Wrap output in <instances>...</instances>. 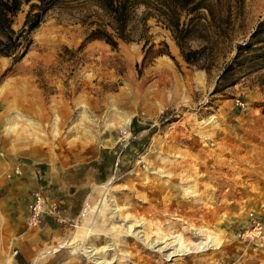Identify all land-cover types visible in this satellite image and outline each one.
Instances as JSON below:
<instances>
[{
  "label": "rangeland",
  "instance_id": "374dc122",
  "mask_svg": "<svg viewBox=\"0 0 264 264\" xmlns=\"http://www.w3.org/2000/svg\"><path fill=\"white\" fill-rule=\"evenodd\" d=\"M24 14H17L15 27ZM263 17L264 0H243L231 23L216 22L214 39L190 38L191 47L202 46L198 65L185 62L167 30L152 19L153 46L145 54L141 40L116 48L94 40L79 48L82 27L49 16L32 31L22 59L0 56V177L13 190L27 188L29 198L41 190L66 208L63 222L51 220L54 228H30L38 244L26 264H96L80 248L113 246L114 232L122 231L111 225L123 222L111 220L110 209L125 211L130 203L149 229L167 232L161 240L187 247L167 259L161 253L171 249L158 251L163 242L148 246L151 233L137 226L140 245L122 248L140 260L115 258L110 250L102 257L109 264H264V67L237 61L218 79L235 44L248 40ZM162 41L172 58L152 56L163 49ZM90 129L97 133H84ZM73 139L82 145L71 152L67 141ZM29 149L38 150L34 166L43 170L51 160L63 190L46 185L43 173L23 174L19 161ZM231 185L235 194L222 202ZM88 195L90 214L78 221ZM192 196L202 200L193 204ZM100 230L111 236L94 241ZM6 234L0 264H13L16 241ZM190 245L193 252H187Z\"/></svg>",
  "mask_w": 264,
  "mask_h": 264
},
{
  "label": "trees",
  "instance_id": "16d2710c",
  "mask_svg": "<svg viewBox=\"0 0 264 264\" xmlns=\"http://www.w3.org/2000/svg\"><path fill=\"white\" fill-rule=\"evenodd\" d=\"M243 0H0V56L20 60L28 51L32 31L49 16L82 27L84 34L79 48L93 39H101L112 48L119 41H139L144 52L153 46L148 20L167 29L181 58L198 65L200 48L189 45L190 38L210 41L219 34L216 22L231 23L241 11ZM25 11L22 24L15 27V18ZM156 54H167L166 42ZM145 54V52H144ZM142 56L141 62L144 59ZM256 61L264 67V17L257 21L248 40L235 44V53L218 79L237 61ZM240 64V62H237ZM205 68V66H200Z\"/></svg>",
  "mask_w": 264,
  "mask_h": 264
},
{
  "label": "crops",
  "instance_id": "0c3cea01",
  "mask_svg": "<svg viewBox=\"0 0 264 264\" xmlns=\"http://www.w3.org/2000/svg\"><path fill=\"white\" fill-rule=\"evenodd\" d=\"M167 32L170 35L168 30ZM94 40H101V39H93L90 41H94ZM120 42L121 41H119V43ZM122 42H125V41H122ZM167 43L168 42L166 41V44ZM128 120L129 119H126V122H128ZM90 130L93 131V129H90ZM86 131H89V130H86ZM1 138H2V132L0 130V139ZM67 144H69L67 145V148H69L68 150H70L71 152L75 151L76 149L75 146L79 147L82 145V143H80L79 141L75 139L67 141ZM37 151L38 150L34 152L29 149V152L26 156L28 158H26V160L19 161L22 164V167L24 168L23 174L27 175L28 177H35L36 172H39L41 176L43 173V176H44L43 178L46 180V183H45L46 185L48 186L51 185V188L54 187L56 191L62 189L63 185L58 181V170L54 166V164L51 162V160H48L46 162L47 164L44 165L43 170L41 169V166H34V163L37 161L33 158V155ZM66 155L69 158L71 157L69 153H67ZM27 160H30V161H27ZM60 161H62L63 163L70 162V160H66V159L63 160L62 158H60ZM78 162L80 161H76V163ZM65 166H68V165L65 164ZM48 190L52 191V189H48ZM25 192H28L27 188H25ZM25 192L22 193V192H18L17 190H13L10 180L2 176L0 177V263L3 262L4 260L2 256V249L5 247V245L3 244L4 241L2 239L4 236L3 235L4 231L7 232L6 236L8 237L9 241H16L14 242L16 243L15 244L16 252L13 255V259H14L13 264H26L29 259V256L34 252V248L36 244H38L36 231L30 228H27L25 224L26 217L29 213V205L33 200V197L29 198V192L26 195L24 194ZM55 198L57 197L55 196ZM57 199L59 200L61 204V200L59 198ZM68 202L70 203L69 200ZM63 209L64 211H66V208H63ZM52 219L54 218L49 215H45L41 221V225H38V227L41 226L44 229L54 228L52 224L50 223Z\"/></svg>",
  "mask_w": 264,
  "mask_h": 264
},
{
  "label": "bare ground",
  "instance_id": "6f19581e",
  "mask_svg": "<svg viewBox=\"0 0 264 264\" xmlns=\"http://www.w3.org/2000/svg\"><path fill=\"white\" fill-rule=\"evenodd\" d=\"M84 133H87V135H95L97 132L93 133L92 131H85ZM191 153V152H190ZM190 155V154H189ZM194 155V153L192 154ZM188 156V155H187ZM196 156V155H195ZM185 161V160H184ZM179 162V161H178ZM197 164V163H196ZM189 166V165H188ZM178 167V166H177ZM219 170H222V165H218L216 166ZM190 168V167H189ZM188 168V169H189ZM195 168V167H194ZM198 168V167H197ZM185 169V168H184ZM193 171V170H192ZM197 171V170H196ZM215 173L219 174L220 175V172L219 171H215ZM190 174V173H189ZM216 184V186H220V178L219 177H214V180H213ZM206 182V181H205ZM172 184V183H171ZM180 184V183H179ZM177 184V186L179 185ZM182 184V183H181ZM191 184V183H190ZM193 184V183H192ZM194 185V184H193ZM181 186V185H180ZM148 187V186H147ZM175 187V186H173ZM152 188V187H151ZM95 190V189H94ZM234 187L233 185H231V188L230 190L228 191V194H224L222 195V202H224V200H226V197L229 196V195H232V194H235L234 193ZM216 192V191H215ZM215 192H212V193H215ZM186 193V192H185ZM91 194V193H90ZM175 195V194H174ZM211 195V194H209ZM91 195H88L85 200H84V203H83V207L79 213V216H78V221H82L83 219L86 218L87 215L90 214V202H91ZM193 197V196H192ZM232 197V196H231ZM125 198V201L128 200V197L127 196H124ZM123 198V199H124ZM190 201L195 204V203H199L202 199L201 197H193V198H189ZM206 200L208 199H213L216 201V197H213L212 196H207L205 197ZM116 200V199H115ZM112 201V200H111ZM185 202V201H184ZM163 203V202H162ZM203 203V202H202ZM164 204V203H163ZM192 205V204H191ZM134 204L133 203H130L129 204V208L128 210H121V209H116V208H112L110 209V216H111V220H115L116 218H118L120 221L123 222V224H121V226H116L115 224L112 223L111 227L114 228L115 230H119V231H122V233L120 232H114V234L116 233L115 237L113 236V241H112V245L111 246L110 244H107V246H104L102 247L100 250H98V248L94 249L93 247L91 246H86V245H83L80 250L82 253H84L85 255H88L89 257H92L94 259V263L96 264H109V261H105L106 259L105 258H102L103 256L106 257V255H109L111 253V251L113 250V253H112V256L117 258V257H122L123 259L126 258V255L128 257H132L133 259H135L136 261L140 260L139 258V255L137 253H132L131 251H129L128 253L129 254H126L124 251H123V248L122 247H127L131 250H134L136 248V246L140 245L139 242H138V239H140V234H138V230L134 229L135 227L139 226V227H142V228H147L149 233H151V237H150V240L148 241H145L146 244L150 247L152 246H156L158 243L160 242H163V244L161 245H158V248L157 250L162 252L163 250H166L168 248H170L171 250L169 251H164L162 252L161 254L164 255L165 253V256L167 257V259H171V257L173 255H177V254H183V253H180L184 250V248H186L187 246L183 244H181L179 247H175L171 244H169V241H165V239L161 240L163 237H165V235H167V232L166 233H162V230L163 228L161 227L159 230L157 229V227L154 229V230H151L149 229V225H145V218L143 216H140L138 215L135 211H131L132 209H134ZM192 207V206H191ZM105 224V223H104ZM143 225V226H142ZM119 228V229H118ZM121 228V229H120ZM104 230V229H103ZM99 231V230H98ZM108 231V230H107ZM105 231V232H102L100 230V232L96 233V237L93 238L94 241H97V240H100V239H103L104 236H111V233L108 234V232L110 231ZM165 231V230H164ZM87 232V231H86ZM89 232V231H88ZM113 234V232H112ZM113 234V235H114ZM170 234V233H169ZM148 234H145L144 233V237H146ZM102 236V237H101ZM172 236V235H171ZM250 236V235H248ZM128 239H132L134 241V244H132V246L130 244L127 243V240ZM167 239V238H166ZM112 240V239H111ZM144 240V239H143ZM213 240V239H212ZM141 241V240H140ZM182 241V240H181ZM214 242V241H213ZM136 243V244H135ZM191 244V243H190ZM208 245V244H207ZM207 245L205 244L204 248L207 247ZM142 246V245H141ZM182 248V249H181ZM194 246L190 245L188 248H187V252H193L194 251ZM111 250V251H110ZM203 249L201 250H195V251H202ZM205 250V249H204ZM186 252V253H187ZM158 253V252H157ZM81 254V253H80ZM83 255V254H82ZM90 258V260H93ZM88 261V260H87ZM149 263V262H148Z\"/></svg>",
  "mask_w": 264,
  "mask_h": 264
},
{
  "label": "built area",
  "instance_id": "2783aa9c",
  "mask_svg": "<svg viewBox=\"0 0 264 264\" xmlns=\"http://www.w3.org/2000/svg\"><path fill=\"white\" fill-rule=\"evenodd\" d=\"M63 212L64 209L57 198L38 190L34 193V198L29 205L25 224L28 228L38 226L45 215L53 217L58 222H63L65 220Z\"/></svg>",
  "mask_w": 264,
  "mask_h": 264
}]
</instances>
